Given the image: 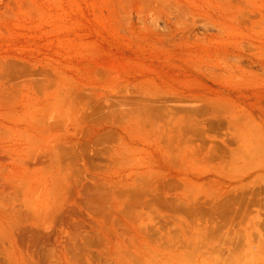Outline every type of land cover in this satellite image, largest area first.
Here are the masks:
<instances>
[{
    "label": "rangeland",
    "instance_id": "rangeland-1",
    "mask_svg": "<svg viewBox=\"0 0 264 264\" xmlns=\"http://www.w3.org/2000/svg\"><path fill=\"white\" fill-rule=\"evenodd\" d=\"M262 255L264 0H0V264Z\"/></svg>",
    "mask_w": 264,
    "mask_h": 264
},
{
    "label": "bare ground",
    "instance_id": "bare-ground-1",
    "mask_svg": "<svg viewBox=\"0 0 264 264\" xmlns=\"http://www.w3.org/2000/svg\"><path fill=\"white\" fill-rule=\"evenodd\" d=\"M226 213V212H225ZM212 230V229H211ZM213 233H214V231H213ZM193 245H196V243L195 242H193ZM196 247V246H195ZM194 250V249H193ZM195 251L196 250H194V253H195ZM197 253V252H196ZM172 257V256H171ZM164 260V259H163ZM170 261V260H169ZM170 263V262H169ZM169 263H167V264H169ZM172 263V262H171ZM249 264H264V255H262V256H260V257H258V258H256L254 261H252L251 263H249Z\"/></svg>",
    "mask_w": 264,
    "mask_h": 264
}]
</instances>
